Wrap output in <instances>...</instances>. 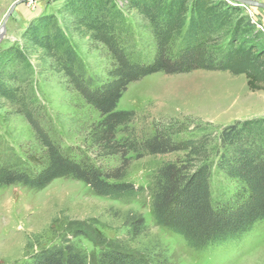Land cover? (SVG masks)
Masks as SVG:
<instances>
[{
  "label": "trees",
  "instance_id": "obj_1",
  "mask_svg": "<svg viewBox=\"0 0 264 264\" xmlns=\"http://www.w3.org/2000/svg\"><path fill=\"white\" fill-rule=\"evenodd\" d=\"M130 11L138 16L136 28L143 34L138 38L125 24ZM257 24L233 0H63L60 22L53 15L33 18L18 42L0 49V100L23 115L42 156L25 153L22 162L0 165V187L40 190L55 179L70 178L109 199L138 198L144 189L124 181L130 155L182 152L155 173L149 189L154 222L199 251L245 237L264 222V118L223 127L212 145L210 133L177 138L167 127L138 138L127 129L133 112L116 106L130 83L158 72L227 71L244 74L249 90H264V32ZM73 35L85 37L90 49L104 51L102 74L87 72L71 44ZM32 58L92 106L97 118L88 138L94 158L115 156L116 164L77 158L50 137L52 120L30 95ZM213 168L219 174L215 189ZM122 225L127 243L147 231L134 211L124 213ZM158 253L120 245L91 260L64 240L23 264H151L160 261Z\"/></svg>",
  "mask_w": 264,
  "mask_h": 264
},
{
  "label": "rangeland",
  "instance_id": "obj_2",
  "mask_svg": "<svg viewBox=\"0 0 264 264\" xmlns=\"http://www.w3.org/2000/svg\"><path fill=\"white\" fill-rule=\"evenodd\" d=\"M15 1L0 0V25ZM253 1L264 4V0ZM62 2L25 0L17 5L5 23L0 49L18 42L33 18L53 15L60 22ZM235 2L253 21L259 22L257 27L264 32L261 21L264 8ZM126 14L125 24L132 36L143 35L136 28L139 23L135 11ZM70 41L87 72L102 74L107 63L104 51L90 49L85 37L73 35ZM146 51L151 49L147 47ZM30 62V95L44 105L52 120L50 137L77 158L116 164L115 156L94 158L88 138L89 125L97 118L92 106L66 88L60 77L39 68L35 58ZM116 108L133 112L127 129L138 138H147L156 129L167 127L175 130L177 138L196 139L210 133L209 139L216 145L213 135L223 127L264 118V90H249L244 74L233 75L227 71L158 72L130 83ZM25 153L42 156V148L23 115L0 100V165L22 162ZM181 155L182 152L130 155L124 181L144 189L138 198L109 199L70 178L55 179L40 190L20 184L0 187V264H23L33 254L64 240L81 249L91 260L102 250L125 245L136 251H159L160 261L151 264H264V222L255 224L238 241H226L225 246L205 251L189 249L181 236L154 222L149 189L155 173L161 165ZM211 174L215 189L219 174L214 168ZM127 211L140 213L147 227L144 235L129 243L122 225Z\"/></svg>",
  "mask_w": 264,
  "mask_h": 264
},
{
  "label": "water",
  "instance_id": "obj_3",
  "mask_svg": "<svg viewBox=\"0 0 264 264\" xmlns=\"http://www.w3.org/2000/svg\"><path fill=\"white\" fill-rule=\"evenodd\" d=\"M25 0H17L15 1L8 9V11L6 12V14L4 15V18L2 20V23L0 25V41L3 37V34H4V26H5V23L7 21V19L10 17V15L12 14V12L14 11V9L16 8L17 5H19L21 2H23ZM235 1H238L239 4H242V5H249V6H258V7H262L264 8V4L262 3H259V2H256V1H253V0H235Z\"/></svg>",
  "mask_w": 264,
  "mask_h": 264
},
{
  "label": "crops",
  "instance_id": "obj_4",
  "mask_svg": "<svg viewBox=\"0 0 264 264\" xmlns=\"http://www.w3.org/2000/svg\"><path fill=\"white\" fill-rule=\"evenodd\" d=\"M255 13L256 14H260V13H258L257 11H255ZM262 21V26H263V29H264V17H263V20H261Z\"/></svg>",
  "mask_w": 264,
  "mask_h": 264
},
{
  "label": "bare ground",
  "instance_id": "obj_5",
  "mask_svg": "<svg viewBox=\"0 0 264 264\" xmlns=\"http://www.w3.org/2000/svg\"><path fill=\"white\" fill-rule=\"evenodd\" d=\"M175 93V92H174ZM182 95V94H181ZM172 96H173V93H172ZM184 96V95H183ZM13 208V207H12Z\"/></svg>",
  "mask_w": 264,
  "mask_h": 264
}]
</instances>
